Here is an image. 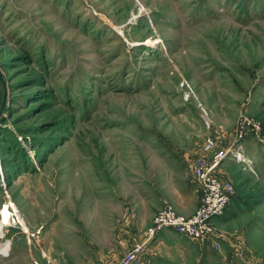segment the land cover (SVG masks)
I'll list each match as a JSON object with an SVG mask.
<instances>
[{
  "label": "rangeland",
  "instance_id": "rangeland-1",
  "mask_svg": "<svg viewBox=\"0 0 264 264\" xmlns=\"http://www.w3.org/2000/svg\"><path fill=\"white\" fill-rule=\"evenodd\" d=\"M208 138L221 238L166 230L135 264H264V0H0V264H122Z\"/></svg>",
  "mask_w": 264,
  "mask_h": 264
},
{
  "label": "built area",
  "instance_id": "built-area-1",
  "mask_svg": "<svg viewBox=\"0 0 264 264\" xmlns=\"http://www.w3.org/2000/svg\"><path fill=\"white\" fill-rule=\"evenodd\" d=\"M253 128L256 131L261 130L258 125H254ZM240 132L242 135V131ZM215 146L216 142L208 138L204 147L205 155L195 158L192 163L198 192L202 195L198 210L191 217H186L178 214L172 206H165L155 215L152 226L146 233L144 245L134 246L125 255L122 264H135L144 252L145 245L150 244L160 233L166 230L193 240L214 241L221 238L220 232L215 227V222L229 211L234 189L231 183L221 180L217 175V169L230 154L219 152L211 155Z\"/></svg>",
  "mask_w": 264,
  "mask_h": 264
},
{
  "label": "crops",
  "instance_id": "crops-1",
  "mask_svg": "<svg viewBox=\"0 0 264 264\" xmlns=\"http://www.w3.org/2000/svg\"><path fill=\"white\" fill-rule=\"evenodd\" d=\"M174 176L177 175L174 174ZM153 187L155 191L154 193H152L151 198L152 200H155L154 202H156V204L152 203L151 207L149 205H146L145 211L143 213L142 211H140L139 207H135L130 214L131 225H145L150 221L155 211L162 208L167 203V201H170L172 205L177 209V211L184 215L193 214L196 210V207L198 206L196 200L197 185L195 183V180L191 179L189 187H180L179 190H176L179 192L173 191L172 193H169L165 188L161 191L159 189V184L157 183L153 184Z\"/></svg>",
  "mask_w": 264,
  "mask_h": 264
},
{
  "label": "bare ground",
  "instance_id": "bare-ground-1",
  "mask_svg": "<svg viewBox=\"0 0 264 264\" xmlns=\"http://www.w3.org/2000/svg\"><path fill=\"white\" fill-rule=\"evenodd\" d=\"M13 216H14V214L12 213V211H10V207L6 206L3 209L2 214H1V220H0V237H3L4 233H3V230L2 229L5 226H7L12 221V217Z\"/></svg>",
  "mask_w": 264,
  "mask_h": 264
}]
</instances>
